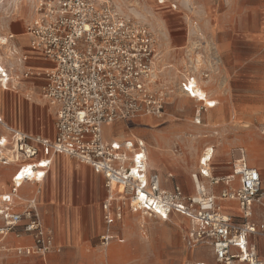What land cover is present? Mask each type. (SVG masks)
<instances>
[{
    "label": "built area",
    "instance_id": "obj_1",
    "mask_svg": "<svg viewBox=\"0 0 264 264\" xmlns=\"http://www.w3.org/2000/svg\"><path fill=\"white\" fill-rule=\"evenodd\" d=\"M32 1L35 6L24 33L29 48L52 65L29 68L31 55L20 51L18 61L24 68L18 70V77L43 81L42 95L55 111V134H30L9 125L0 114V128L6 132L5 137L0 133V164L16 167L10 189L0 194V250L12 245L18 255L42 257L60 250L42 214L40 188L28 197L20 189L27 183L41 186L53 155L63 154L105 177L108 193L102 204L105 231L101 235L105 255L114 239L123 241L114 225L129 203L133 211L164 220L174 213L189 218V244H205L213 253L212 262L198 264H264L257 243L264 239V182L244 148L234 159L232 172L220 177L211 174L213 150L208 153L207 148L199 170L192 174L196 191L187 195L180 185L163 188L159 174L149 171L145 140L107 136V127L138 117H160L168 104L167 93L156 87L153 78L158 53L151 27L124 15L107 0ZM9 38L13 40L15 34L11 32ZM1 50L0 46V84L6 88L5 83L13 81ZM182 85L185 93L194 96L188 79ZM215 104L203 100L204 107ZM202 177L210 178L211 185L223 183L220 194L198 185ZM114 185L122 187L115 195Z\"/></svg>",
    "mask_w": 264,
    "mask_h": 264
},
{
    "label": "rangeland",
    "instance_id": "obj_2",
    "mask_svg": "<svg viewBox=\"0 0 264 264\" xmlns=\"http://www.w3.org/2000/svg\"><path fill=\"white\" fill-rule=\"evenodd\" d=\"M15 1L0 3V28L5 27L9 32V24L14 19H21L26 25L34 7V1L23 0L17 13ZM107 1L124 15L148 24L155 32L160 83L156 87L168 95V104L160 117L144 116L120 122L110 130L109 137L144 138L149 151L148 169L163 176V188L180 185L187 195L196 191L192 174L198 170L200 156L208 147L214 149V176L231 172L241 148L245 149L249 162L260 167L263 161L259 151L264 150L261 132L264 123V0ZM193 64L198 65L197 71ZM187 76L198 79L209 99L219 103L215 107H204L203 101L187 95L182 88V82L189 80ZM32 80L27 79L26 83L35 91L32 100L16 92L14 82H10V90L0 86V113L10 124L33 133L52 135L54 108L43 97L42 88L34 87ZM156 148H159L157 153ZM62 157L57 159L58 166H52L41 199L46 223L53 228L57 245L62 247L42 257L18 255L11 245L9 250H0V264H103L102 201L108 193L105 177L76 159L69 170H64L59 164ZM155 160L166 167L164 175L156 169ZM169 172L173 176H169ZM5 173V169L0 170V194L5 190L3 186L8 188L10 182V175H3ZM202 179L206 186L210 185V178ZM49 205L59 211L51 213ZM50 217L56 219V225L50 222ZM73 224L70 237L77 245L69 247L66 227ZM189 226L190 219L178 213L164 220L133 211L126 203L123 218L114 225L115 234L123 241H113L108 249V263L212 262L209 246L189 244L186 238ZM258 245L264 252L263 238L258 240ZM80 248V256L74 257ZM97 252L101 257H95Z\"/></svg>",
    "mask_w": 264,
    "mask_h": 264
},
{
    "label": "crops",
    "instance_id": "obj_3",
    "mask_svg": "<svg viewBox=\"0 0 264 264\" xmlns=\"http://www.w3.org/2000/svg\"><path fill=\"white\" fill-rule=\"evenodd\" d=\"M30 16V15H29ZM7 23H9L8 21H7ZM9 29H10V31L11 32H13L14 34H15V38L12 40L13 41V43L18 47V49L21 51V52H25V53H29L30 55H31V57H30V59L27 61V66L29 67V68H33V69H39V70H42V69H44V68H46V67H48V66H51L52 65V63L50 62V61H48V60H45V59H43V58H41V57H38L37 56V54L35 53V52H33L30 48H29V41H28V37L26 36V34L24 33V29H25V25H24V23L22 22V20L21 19H14V20H12L11 21V23L9 24ZM8 31V29H6L5 31H3V30H1V32H0V34H1V36L4 34V33H6ZM20 64H21V70L24 68L23 67V65H22V63L20 62ZM26 83H28L27 82V80L25 81ZM25 83V85H23L21 88L22 89H20V90H18V91H16V92H21V93H23L26 97H27V99H30V100H32L33 98H35V96H34V89L32 88V87H30L28 84H26ZM32 83H33V86L34 87H37V88H41L42 87V84H43V81L42 80H32ZM0 86H1V84H0ZM25 87V88H24ZM2 89L3 90H10L9 88H4V87H2ZM29 93V94H28ZM28 94V95H27ZM31 95V96H30ZM196 100H198V99H196ZM199 101V100H198ZM216 102V104H215V106L219 103L218 101H215ZM214 106V107H215ZM1 114V116L3 117V119L5 120V122L6 123H8L9 125H11V126H13V127H16V128H19V129H22V130H24V131H26V132H28V133H30V134H33V135H40V136H43V137H53L54 136V134H55V129L53 128V134L52 135H43L42 133H33V132H31V131H27V130H25V129H23V128H21L20 126H17V125H13V124H10L7 120H6V118H5V115L3 114V113H0ZM152 117H155V116H152ZM144 118V117H143ZM123 122H126V121H123ZM118 124V123H117ZM116 124V125H117ZM115 125V126H116ZM112 128H109V127H107V129H106V131H107V133H109V134H107V136H109V135H111L110 134V130H111ZM5 133L4 132V130L2 129V128H0V133ZM115 138H118L117 136H114ZM129 137H137V136H124V137H119L118 139H123V138H129ZM138 138H142V137H138ZM143 140H145L144 138H142ZM145 143H146V147H147V142H146V140H145ZM207 149V148H206ZM205 149V150H206ZM209 149L211 150L212 148L211 147H208V151H209ZM157 150H159V148H156V153H157ZM213 150V153H214V149H212ZM147 153H148V157H149V151H148V147H147ZM204 153V152H203ZM203 155V154H202ZM201 155V156H202ZM259 155L261 156L260 157V159H262V161H263V164L260 166V167H258V166H256V165H253V164H251L250 162H249V160H248V162L251 164V165H253V166H256V167H258L259 169H260V171H261V173H262V177H263V182H264V173H263V169H264V150H260L259 151ZM60 156H63L62 157V159H59V164L64 168V170H69L72 166H73V164H72V161H73V159L74 158H71V157H69V156H66V155H63V154H55V155H53V157H52V163H51V166H50V169H49V171H48V173H47V176H46V178H45V180H44V182L42 183V185L41 186H38V185H36V184H31V183H27V184H25V185H23L22 186V188L20 189V193L22 194V196H24V197H28V196H31V194L33 193V192H36L39 188H40V191H39V194H38V197H39V202H40V207H41V210H42V214H43V217H44V220H45V223H46V219H45V215H44V212H43V203L44 202H41V199H43V196H44V190H45V184L47 183V181H48V178H49V176H50V172H51V169H52V166L54 167V165L55 166H58V158H60ZM201 156H200V158H201ZM212 159H213V157H212ZM158 160H155V166H156V169L157 170H159L160 171V173H162V175H164V173L166 172V167L165 166H160V164H159V162H157ZM2 167H0V170L1 169H5V171L7 172V173H5V174H3V175H6V176H9L10 175V182H9V184H8V188L6 187V186H3L4 187V191L3 192H6V191H8L9 189H10V187H11V178H12V175H13V173H14V171H15V169H16V167H15V165L14 164H0ZM87 165V164H86ZM88 166H90V165H88ZM212 166H213V160H212V162H211V168H212ZM91 167V166H90ZM199 167H200V159H199V165H198V170H199ZM92 168V167H91ZM93 169V168H92ZM79 170H81V171H83L84 169L82 168H79ZM197 170V171H198ZM94 171V170H93ZM149 171H151L150 169H149ZM196 171V172H197ZM95 172V171H94ZM152 172V171H151ZM213 171H212V169H211V174L213 175V173H212ZM231 172H232V169H231ZM231 172H229V173H225V174H221V175H215V176H217V177H220V176H223V175H226V174H230ZM96 173V172H95ZM195 173V172H194ZM97 174H99V173H97ZM102 175V174H101ZM173 176V173L172 172H169V176ZM214 176V175H213ZM163 177V176H162ZM202 178H205V177H202ZM162 180V185H163V178L161 179ZM194 181V180H193ZM200 181L204 184V182H203V179L201 180L200 179ZM105 184V183H104ZM235 184H238V181H236L235 182ZM221 185H222V187H221ZM206 186V185H205ZM2 187V188H3ZM207 187H209L211 190H213L214 192H215V194H217V195H219L220 194V192H221V190L224 188V184L223 183H221V184H218V185H211V181H210V185L209 186H207ZM182 189L184 190V188L182 187ZM185 191V190H184ZM2 192V193H3ZM186 193V192H185ZM106 198V197H105ZM104 198V199H105ZM104 199H103V201H104ZM103 201H102V204H103ZM224 203L225 204H229L228 202H226V201H224ZM231 204H236V203H231ZM47 208H49L50 209V211H51V213H54V212H57V211H59L56 207H52V206H50L49 205V207L47 206ZM102 210H103V206H102ZM95 211V216L97 217V215H98V213H97V211L96 210H94ZM231 212H234V211H231ZM94 216V217H95ZM104 218V217H103ZM50 222L52 223V224H54V225H56L57 224V222H56V219L55 218H53V217H50ZM47 224V223H46ZM48 225V224H47ZM73 226V227H72ZM74 224L73 225H68V227H66V229H67V232H68V245H69V247H72V246H76L77 244L75 243V240L73 239L72 240V237H70V235H71V230L73 229L74 230ZM104 231H105V221H104V229H103V233H104ZM102 233V234H103ZM101 234V235H102ZM260 239V238H259ZM259 239H257V243H258V240ZM11 240L14 242L15 240H14V238L13 237H11ZM114 240H116V239H114ZM113 240V241H114ZM113 241H112V243H113ZM120 242V241H119ZM56 243H57V241H56ZM60 247H62L61 245H59ZM111 246V245H110ZM78 247V246H77ZM80 251L82 252V249L80 248L79 249V251L77 250V252L79 253V254H77L76 253V255H74V257H79L80 256ZM263 254H264V252H263ZM102 256H103V258H104V261H103V264H106L107 262H108V257H109V254H108V251H107V255H105V253L103 252L102 253ZM46 257V256H45ZM95 257H101V255H100V253H95Z\"/></svg>",
    "mask_w": 264,
    "mask_h": 264
},
{
    "label": "bare ground",
    "instance_id": "obj_4",
    "mask_svg": "<svg viewBox=\"0 0 264 264\" xmlns=\"http://www.w3.org/2000/svg\"><path fill=\"white\" fill-rule=\"evenodd\" d=\"M4 0H0V3H3ZM15 1V0H14ZM15 12H19L21 10V2H18V1H15ZM34 6H35V2H34ZM12 8V7H11ZM34 8V7H33ZM120 8V7H119ZM14 9V8H13ZM121 9V8H120ZM122 10V9H121ZM11 11V10H10ZM16 13V14H17ZM125 13V12H124ZM5 14V13H4ZM14 14V13H13ZM33 14V12H32ZM31 14V16H32ZM127 15V14H126ZM129 17V16H128ZM4 24V23H3ZM6 25V24H5ZM0 30H3L5 31V27H2L0 28ZM1 32V31H0ZM11 32L7 31L6 33H4L2 36L0 34V43H1V60L2 62L7 65L8 67H10V72L8 73L9 74V77L10 79L14 82V85H13V89L15 91H18L20 89H22L23 85H25V81L23 80H20L19 77H18V70H21V64L19 63L18 59H19V54L20 53V50L18 49V47L13 43V41L9 38V34ZM198 60V57L196 58ZM199 63V62H198ZM194 65V64H193ZM195 66V70L197 71L198 70V65H194ZM190 67V66H189ZM188 74V73H187ZM186 74V75H187ZM189 78V81H190V86H191V90L193 92V95L194 96H189L192 97V98H195V99H198L199 101H203L205 100L206 103H210L212 104L213 102H215L214 100H210L209 99V96H208V92L204 91L202 89V87L199 85V80L196 79V78H193V77H190V76H187ZM153 78L156 80L155 84L157 83V85H159V75L157 73V70H155V73H154V76ZM9 80V81H11ZM5 86L6 88H10L9 84L5 83ZM22 87V88H20ZM25 88V87H24ZM182 88H183V85H182ZM183 91H184V88H183ZM188 95V94H187ZM197 100V101H198ZM216 103V102H215ZM215 106V105H214ZM213 106V107H214ZM198 112H200V109L198 110ZM3 136L5 137L6 136V132L3 133ZM212 150V149H211ZM211 150L209 149L208 153L211 152ZM158 162V161H157ZM159 177L162 179V177L159 175ZM197 184L198 185H202V182L200 181V179H198L197 181ZM195 184V183H194ZM113 191H112V194H116L118 191H122V187H119L118 185L117 186H113L112 187ZM160 218H162L160 216ZM181 219V218H180Z\"/></svg>",
    "mask_w": 264,
    "mask_h": 264
}]
</instances>
